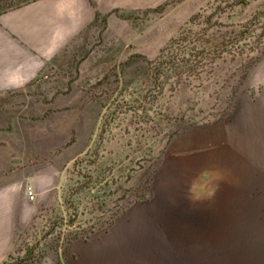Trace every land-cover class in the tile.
I'll return each mask as SVG.
<instances>
[{
    "label": "rangeland",
    "instance_id": "374dc122",
    "mask_svg": "<svg viewBox=\"0 0 264 264\" xmlns=\"http://www.w3.org/2000/svg\"><path fill=\"white\" fill-rule=\"evenodd\" d=\"M98 4L88 52L75 54L64 86L82 94L76 107L14 117L0 103V264H64L148 199L163 161L164 179L176 180L177 165L209 157L238 120L253 151L264 143V0ZM175 210L176 198H164V219Z\"/></svg>",
    "mask_w": 264,
    "mask_h": 264
},
{
    "label": "crops",
    "instance_id": "0c3cea01",
    "mask_svg": "<svg viewBox=\"0 0 264 264\" xmlns=\"http://www.w3.org/2000/svg\"><path fill=\"white\" fill-rule=\"evenodd\" d=\"M8 1L0 0L1 111L30 117L74 109L82 94H67L64 86L75 54L88 52L101 0H30L7 9ZM76 111L85 117L89 108ZM240 123L226 128L225 141L215 142L209 157L192 159L191 168L177 165L176 180L164 179L163 161L148 199L114 218L107 235L68 250L64 264H264V143L254 152ZM173 197L175 219H164V198ZM7 209V202L0 207L1 220ZM164 246H176V254H164Z\"/></svg>",
    "mask_w": 264,
    "mask_h": 264
},
{
    "label": "built area",
    "instance_id": "2783aa9c",
    "mask_svg": "<svg viewBox=\"0 0 264 264\" xmlns=\"http://www.w3.org/2000/svg\"><path fill=\"white\" fill-rule=\"evenodd\" d=\"M26 193H27V197H28L30 202H35L37 200V195L32 188H28Z\"/></svg>",
    "mask_w": 264,
    "mask_h": 264
},
{
    "label": "trees",
    "instance_id": "16d2710c",
    "mask_svg": "<svg viewBox=\"0 0 264 264\" xmlns=\"http://www.w3.org/2000/svg\"><path fill=\"white\" fill-rule=\"evenodd\" d=\"M5 264V263H4Z\"/></svg>",
    "mask_w": 264,
    "mask_h": 264
}]
</instances>
